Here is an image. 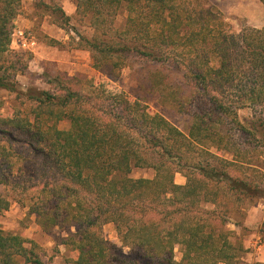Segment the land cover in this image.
<instances>
[{
    "label": "trees",
    "instance_id": "1",
    "mask_svg": "<svg viewBox=\"0 0 264 264\" xmlns=\"http://www.w3.org/2000/svg\"><path fill=\"white\" fill-rule=\"evenodd\" d=\"M61 1L36 0L67 28ZM74 1L92 35L77 33L70 45L89 51L101 76L45 68L39 76L49 88H23L18 76L31 56L11 44L24 0H0V90L24 107L5 115L0 96V214L20 185L17 161L40 157L42 206L32 212L44 229H75L66 239L75 258L65 264H240L228 222L241 224L248 201L264 197L255 158L264 154V116L253 131L238 116L246 107L264 111V26L237 31L210 0ZM132 56L191 87L178 98L192 117L189 133L101 74ZM63 119L69 129L58 127ZM136 168L154 176L133 177ZM176 173L187 182L176 183ZM110 222L120 244L103 236ZM26 243L0 228V264H44L35 242Z\"/></svg>",
    "mask_w": 264,
    "mask_h": 264
},
{
    "label": "rangeland",
    "instance_id": "2",
    "mask_svg": "<svg viewBox=\"0 0 264 264\" xmlns=\"http://www.w3.org/2000/svg\"><path fill=\"white\" fill-rule=\"evenodd\" d=\"M210 1L217 4L237 31H241L245 26L257 28L264 26V3L260 0ZM61 4L70 18L67 28H61L55 24L53 17L43 12L45 8L42 9V3L38 4L36 0H24L21 14L14 20L15 27L11 47L27 51L31 56L29 71L25 75L18 76L23 88L30 85L49 88V85L39 76L45 68H49L52 72H67L70 75L81 73L94 77L101 76L93 66L90 52L76 49L70 45L71 37L77 36V33L86 36L92 35L88 20H80L77 17L74 0H62ZM125 16L126 14L122 12L117 18L118 23H122ZM18 30H23L25 36H20L17 33ZM31 40L35 42L33 45L30 44ZM42 52L51 57H57L60 61L39 60L37 53ZM101 74L108 79L111 78L114 86L125 90L133 98L142 99L151 111L164 115L183 132L189 133L192 117L179 110L178 98L189 96L192 89L183 82L179 73L156 63L143 62L132 56L118 71L111 72L110 68H106ZM0 96L4 100L3 114L8 115L13 112L15 107L23 110L24 107L18 101L10 98L4 90H0ZM260 113L259 110L246 107L239 110L238 116L241 122L253 131L258 116H264V111ZM70 126L67 119L58 122V127L61 129H69ZM18 137L24 138L20 135ZM255 158L259 159V163L262 164L259 165L262 166L264 172V154ZM15 174L14 179L19 181L20 185L17 188L9 189L10 207L0 214V228L6 233L18 234L26 238L28 247L32 246V241H34L35 249L44 264H65L69 258H75L72 245H68L66 242L68 234L75 229L67 225L44 229L42 220L37 219V215L32 212L34 206H42V194L36 193L42 183V160L40 157L17 161ZM132 176L150 178L154 176V170L136 168L133 170ZM177 178L182 180L180 175ZM248 202V205L244 206L245 210L237 218L243 219L245 216L252 232L245 236L238 233L237 235L231 234L230 240L240 253V264L264 263V237L260 232L261 222L264 218V197ZM235 220L231 219L230 222ZM229 227L231 228V225ZM102 231L107 240L120 244L113 223H106Z\"/></svg>",
    "mask_w": 264,
    "mask_h": 264
},
{
    "label": "crops",
    "instance_id": "3",
    "mask_svg": "<svg viewBox=\"0 0 264 264\" xmlns=\"http://www.w3.org/2000/svg\"><path fill=\"white\" fill-rule=\"evenodd\" d=\"M37 55L39 57V60L42 59L45 62H50V61L59 62L60 61L59 58L51 57V56H49L43 52L37 53ZM178 175H180L182 177V180L181 179L178 180L179 179V178H177ZM175 182L178 184H185L187 182V178L181 173H176ZM243 210H245V207L243 208ZM263 220H264V218H263ZM261 224H262V222H261ZM229 225H231V228L229 227ZM227 226L233 232L234 235H237V233H238L241 236H243V235L245 236V235L250 234L252 232L251 226H250L249 222L247 221V219H245V216L242 219L241 224L238 223L237 221H234V222H228ZM244 227L246 228L247 232H244V229H243ZM175 251H176V259L180 260L182 258V255H183L181 248L178 246V247H176Z\"/></svg>",
    "mask_w": 264,
    "mask_h": 264
},
{
    "label": "built area",
    "instance_id": "4",
    "mask_svg": "<svg viewBox=\"0 0 264 264\" xmlns=\"http://www.w3.org/2000/svg\"><path fill=\"white\" fill-rule=\"evenodd\" d=\"M17 33H18L20 36H25V33H24L23 30H18ZM34 43H35L34 40H31V41H30V44H31V45H33Z\"/></svg>",
    "mask_w": 264,
    "mask_h": 264
}]
</instances>
